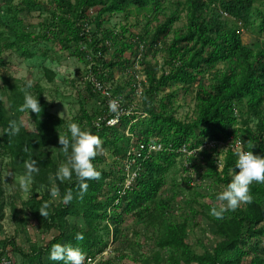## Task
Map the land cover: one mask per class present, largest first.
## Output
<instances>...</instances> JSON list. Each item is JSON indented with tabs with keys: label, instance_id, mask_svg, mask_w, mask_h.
Returning a JSON list of instances; mask_svg holds the SVG:
<instances>
[{
	"label": "trees",
	"instance_id": "16d2710c",
	"mask_svg": "<svg viewBox=\"0 0 264 264\" xmlns=\"http://www.w3.org/2000/svg\"><path fill=\"white\" fill-rule=\"evenodd\" d=\"M13 1L8 0L9 7L0 5V40L4 42V48L16 49L21 55L34 57L35 54L29 50L32 42L52 40L60 42L65 49L76 45L74 53L81 60L89 62L86 51L80 46L81 42L86 41L95 58L91 76L103 86L114 78V68L128 73L130 64L134 66L137 62L131 60L132 56L138 59L140 53L143 54L144 63L153 48L157 46L158 50L161 49L159 41H162V35H167L177 20H187L185 28L175 32L169 47L170 70H164L160 75L151 70L147 82L141 83L144 97L142 108L123 115L118 125L110 126L106 119L115 113L110 108L111 100L105 98L101 109L92 113L84 104L83 116L74 118L82 128L99 135L102 145L113 151L114 158L110 168L105 170L97 166V161L103 158L95 157L94 164L101 176L88 181L89 187L83 198L80 197L79 183L74 174L71 181L62 182L57 178L59 163L67 160L59 135H67L71 139L68 132L70 121L48 111L41 84L35 87L42 106L41 113L33 112L29 120L26 112L20 111L25 84L20 85L18 81L9 84L11 92L7 104L0 92L2 156L11 159L9 165L16 172H26L25 161L35 159L39 172L34 174V189L47 185L53 176L61 197L59 204H53L50 200L51 189L46 191L45 188L41 199H37L35 194L32 200L25 202L37 216L47 218L52 228L60 230V234L47 247L33 249L29 254L31 260L39 259V264H43V253H50L52 245L56 243L78 246L84 254L88 252V256L95 259L107 246L104 238L97 234L100 223L111 218L115 222L121 221L119 210L123 209L124 213L133 214L155 233L152 236L155 250L146 258L147 264H264V184L253 182L250 186L252 202L241 203L236 211L226 212L222 220H217L207 210L220 207L217 195L213 196V204L199 202L205 195L200 190L202 185L192 186L195 176L189 173L185 162L178 166L183 155L178 152L180 148L186 146L195 150L207 139L220 140L232 134L244 138L247 150L264 155V40L258 51L243 43V30L252 28L254 17L259 18L260 33L264 34V0H178L175 4L178 9L182 7L185 16L176 10L167 15L157 25L150 40L147 38L150 29L147 30L148 34L134 38L127 26L117 31L105 24L116 14L129 18L132 7L150 11L153 13L152 21H159L166 0H53L55 7L49 9V14H40L45 16V30L38 34L22 28L17 14L21 9L31 12L39 7L45 12L46 8L40 6L37 0H24L20 6H14ZM91 8H98L93 19L87 14ZM222 10L228 13L227 18L221 17ZM10 16H15L17 21H10ZM92 24L95 28L87 32L85 29ZM128 32L130 36H127ZM108 42L114 47L119 46L110 56H107ZM220 64H224V67L219 68ZM0 65L3 66L2 62ZM46 71L53 80L54 72ZM205 75L210 76V87L202 81ZM173 84L188 87L197 84V104L191 119L176 115L173 104L177 92H167L157 98L164 88ZM87 88L91 97H101L102 92L94 80H88ZM126 88L122 79L116 83L114 91H110L113 97H122L124 101ZM123 104L130 108L125 102ZM16 118H23L25 127L18 136H10L7 134L8 124ZM30 120L34 121V127L30 126ZM128 131L132 136L127 134ZM151 141L170 146V149L148 154L146 149L140 148V144ZM217 149L214 147L212 153L205 149L189 156V163L196 170L199 166L204 167L199 177L214 179L217 185L225 187L231 180V169L236 167L237 157L235 152L226 151L224 167L220 170L216 159L219 154ZM198 157L202 159L200 165L194 161ZM127 161L132 171L137 172L131 188L126 186ZM173 168H178L183 177L180 181L176 179L172 188L174 193L170 195L163 187L166 173ZM236 171L239 169L236 168ZM68 189L72 190L74 199L66 204L63 196ZM182 191L189 193L183 198ZM46 202L49 203L48 217L39 211ZM176 206L188 209L183 212L185 216L182 221L173 215ZM13 210L17 211L16 206H13ZM198 215L213 226L215 238L213 247L202 252L188 241L191 231L198 224ZM119 232L120 228L116 226L114 233ZM77 233H83V241L75 239ZM11 244L18 249L15 239L0 241V248H7ZM126 256L128 254L124 252L120 254L122 258Z\"/></svg>",
	"mask_w": 264,
	"mask_h": 264
},
{
	"label": "rangeland",
	"instance_id": "374dc122",
	"mask_svg": "<svg viewBox=\"0 0 264 264\" xmlns=\"http://www.w3.org/2000/svg\"><path fill=\"white\" fill-rule=\"evenodd\" d=\"M23 1L24 0H14L13 5L20 6ZM37 1L40 6L46 8L45 12L38 7L31 10V12L21 9L17 14V20L22 21V28H25L27 31H33L36 34L44 32L45 28L43 27V21L45 16L49 14V9L52 10V8L55 7L53 0ZM177 1L178 0H166L164 5L165 8L159 16V21H152L153 13L150 11L145 9L137 10L132 7L133 12L129 18H125L123 14H116L111 16V20L106 23L105 26L111 27V29L117 31L123 30V26H127L130 28V32L134 34L131 35L130 32H128L127 36L131 35V37L134 38L137 35L148 34L147 30L150 29V33L147 36L150 40L157 25L160 24L161 20H164L167 15H170L176 10L181 13L182 16H185L186 12L182 11V7L179 9L177 8L175 4ZM7 3L8 0H0V5L4 6V8L5 6L9 7V4ZM97 11L98 8H91L87 10V14L93 19L97 15ZM43 13L45 16L40 15ZM10 17V21H17L15 20V16ZM254 19L255 22L253 23L252 28L249 30L244 28L243 30V43L251 49L258 51L262 46L264 34L260 33L261 28L259 25V18L254 17ZM186 22V18L177 20L172 25V28L167 35H162V38H160L162 41H159V48L161 49L158 50L157 46L153 48L149 55L145 57L144 63H142L143 54L140 53L139 56H137L138 59H136L135 56H132L131 60H136L137 62L134 66L133 63L130 64L131 66L129 67L130 69L128 73H123L118 71L117 68H114V78L108 80L106 85L114 91L116 83L123 79L127 88L124 94L125 99L122 103L125 102L130 108L135 110L143 107L144 97L141 91L142 86H139L140 80H142L141 83L145 82L144 80L147 81L148 72L151 70H155L158 75L164 70H170L168 64L171 58L169 47L172 43L175 32L183 30ZM94 28V24L89 26L90 31ZM80 44L82 47L81 49L86 51V57L89 62L81 60L79 55L74 53L76 45L65 49L60 42L39 39L36 42H32L29 46V50H31L35 56L26 57L21 55L16 49L4 48V42L0 40V62L3 64V66L0 65V92L2 93V100L7 104L11 92L9 86L10 83L18 81L20 85H24L26 80L31 79L33 81V88L30 90L31 93L33 95H38L35 87L36 85L41 84L44 89L43 99L47 102L48 111L56 116L62 117L70 122H78V120L74 118H81L83 116L84 104L87 105L86 108L92 113L97 109H101L100 106L106 96L101 95L100 97V95H97L91 97L87 88V82L92 78L91 67L92 61H95V58H93L92 50L87 46L86 41H83ZM108 45L109 49L107 51V56H110L111 52H114L119 46L114 47L113 45H110L109 42ZM143 52H145L144 49ZM125 56H128V54ZM218 67L223 68L224 64H220ZM46 70L54 72L55 76L53 80L49 78ZM209 77L205 75L202 79L203 83L208 87L211 85V79ZM172 91L177 92L173 104L176 109V115L182 119H191L194 116L197 104V84H193L190 87L187 85L173 84L164 88L157 98L159 99L165 93ZM31 114L32 113L30 112H26V118H28V120L30 119ZM253 122L255 123L256 121ZM29 124L31 127H34L33 120H30ZM197 132L200 133V129H198ZM2 133L3 128L0 126V136ZM220 149L226 150L223 146H221ZM2 151L3 150H0V175L2 176L0 178V241L9 239L16 240L18 249L13 248L12 244L8 246L12 252L15 264H39L40 260L36 259L35 261H32L29 254L35 247H47L50 241L60 234V230L52 228L49 225L50 221L47 220V218L37 216L35 212L25 204V202L32 200L35 194L37 195V199H41L45 193V188H47L46 191H48V188L57 189V182L54 177L51 176L47 185H41L40 187H37L38 189H34L36 183L34 179L33 184L31 185V191H22L19 187L18 181L19 177L26 172L14 171L9 165L11 159L7 156H2ZM199 151L203 152L204 150ZM224 152L226 153V151ZM112 154V150L101 145L97 151V155L103 159L102 161H97V166L105 170L109 169L110 164L114 160ZM201 157L194 160L199 165L201 164ZM63 163L65 162H60L59 167ZM182 163L183 161L179 162L178 166L180 167ZM203 169L204 167L202 168L199 166L194 173H191L195 176L192 186L198 187L199 185H202L201 188H199L205 195L200 198L199 202L202 204H213L214 194L218 196L219 192H221L224 187L217 185L214 179H202L199 177L200 173L203 172ZM177 170L179 173H177ZM177 170L173 168L166 173V180L163 188H165V191L169 192L170 195L174 193L172 188L176 179L177 181H180L181 177H183L178 168ZM11 178L13 179L12 181ZM188 193V191H182L181 195L184 198ZM60 199L59 191L56 197H52L51 195L50 198L51 202L56 205L60 203ZM218 202L219 206H221L222 203H226L219 200ZM194 205L198 207L199 204ZM13 206H16L17 211L13 210ZM187 210L188 209H182V207L176 206L173 210V215L182 221L185 216L184 213ZM207 210L210 212L209 208H207ZM119 213L120 215L122 214L121 221L115 222L113 218H111L100 223L97 234L104 238V242L105 244L107 243V246L97 254L95 258L96 264H147L146 258H148V256H150L155 250L152 239V236L155 235V233L152 229L147 228L144 224L140 223L133 214H126L123 209H120ZM69 220L75 221L74 218H69ZM197 220L198 224L195 226L194 230L191 231L188 241L193 244L199 252H202L204 249H211L213 247L215 238L212 232L213 226L210 223H207L201 215H198ZM116 226H118L121 231L118 234L114 233ZM122 252L128 254V256L125 258L120 257ZM87 253L88 252L85 254L84 264L88 261ZM49 256L50 253H43V264H55L54 261L49 259ZM135 257H137V259L134 260ZM107 260H110L111 263H107Z\"/></svg>",
	"mask_w": 264,
	"mask_h": 264
},
{
	"label": "clouds",
	"instance_id": "9594fccd",
	"mask_svg": "<svg viewBox=\"0 0 264 264\" xmlns=\"http://www.w3.org/2000/svg\"><path fill=\"white\" fill-rule=\"evenodd\" d=\"M33 81L26 80L23 92L24 101L20 107L21 112L41 113V104L38 95H33L31 89ZM117 107L115 101L110 103V108L115 110ZM25 127L23 118H16L9 121L7 134L10 136H18L21 129ZM68 132L71 139L67 135H59L61 149L67 160L61 164L57 171V178L62 182L64 180L71 181L73 174L79 183L80 197L83 198L84 193L88 190V181L99 179L101 172L97 170L94 159L97 151L102 145L99 135L94 134L90 129H84L78 122H70L68 124ZM237 157L235 168L231 169V180L219 192L217 199L222 203L220 207H212L210 215L217 220H222L224 214L229 211H236L241 203H251L253 197L250 193V186L253 182L264 184V155L255 154L252 150L237 149L235 151ZM236 168L239 171H236ZM26 173L19 177V187L24 192L31 191L34 174L39 172L37 161L32 159L25 161ZM52 197L58 195V189H51ZM74 199L73 192L68 189L63 196L64 203H70ZM49 203H44L39 209L44 217L49 216ZM75 239L83 241V233H77ZM49 259L54 262H62V264H84L85 254L78 246L66 245L62 243L53 244L50 251Z\"/></svg>",
	"mask_w": 264,
	"mask_h": 264
},
{
	"label": "built area",
	"instance_id": "2783aa9c",
	"mask_svg": "<svg viewBox=\"0 0 264 264\" xmlns=\"http://www.w3.org/2000/svg\"><path fill=\"white\" fill-rule=\"evenodd\" d=\"M222 17L226 18L228 17V13L225 11H221ZM87 32H89V26H87V28L85 29ZM0 71H1V67H0ZM94 77H92L91 79L95 81L96 87L98 88V90H100L102 92L103 96H106L105 98H109L111 100V102L115 101L117 107L115 110L112 109V111L115 113V115L109 117V118H105L107 120L108 125L110 126H115L118 125L120 123V119L123 115H127L130 113H134V109L133 108H128L126 106H124L123 99L122 97H113V93L110 87H108L106 84L103 86L100 82L96 81L95 79H93ZM141 81L139 82V86L141 87ZM145 82H147L146 80H144ZM142 91V90H141ZM146 115V114H145ZM144 115V116H145ZM127 134L129 136H132V134L129 133V131L127 132ZM147 145V146H146ZM221 146H223L226 150H221ZM246 143L245 140L242 136H236L235 134L230 135L227 138H222L220 140H211V139H207L200 147L196 148L195 150L193 149H189L186 146L180 148L178 150V152H182V160L183 162H185V166L186 168L189 170V173H194V171L196 170L194 167H192V164L189 163V156H193L195 154H197L198 152H200L199 150H205L207 149V151L212 152L214 147H217L219 154L216 155V159L218 160L217 165L219 167L220 170L223 169L224 167V160L226 157V153L224 151H228L231 150L233 152H235L238 148L242 149V150H247L246 149ZM168 146H164V144L162 143H156V142H149L148 144H140V148L141 149H146L148 154L154 153V152H159V151H164L166 149H170V146L167 148ZM134 150H136V148H133ZM225 153V154H223ZM222 167V168H221ZM125 173H126V186L130 187L133 186L134 184V178L137 175L136 171H132V167L129 161H127L125 163ZM0 264H14V258L13 255L10 251V248H0ZM86 264H96V259L89 257L88 256V261Z\"/></svg>",
	"mask_w": 264,
	"mask_h": 264
}]
</instances>
